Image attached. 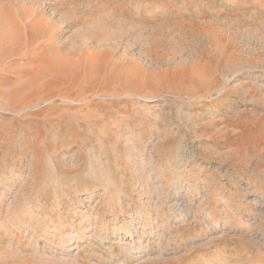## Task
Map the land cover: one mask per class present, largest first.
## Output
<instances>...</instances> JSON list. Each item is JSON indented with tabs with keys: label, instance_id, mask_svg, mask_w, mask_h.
<instances>
[{
	"label": "rangeland",
	"instance_id": "1",
	"mask_svg": "<svg viewBox=\"0 0 264 264\" xmlns=\"http://www.w3.org/2000/svg\"><path fill=\"white\" fill-rule=\"evenodd\" d=\"M0 22V264H264V0Z\"/></svg>",
	"mask_w": 264,
	"mask_h": 264
},
{
	"label": "bare ground",
	"instance_id": "2",
	"mask_svg": "<svg viewBox=\"0 0 264 264\" xmlns=\"http://www.w3.org/2000/svg\"><path fill=\"white\" fill-rule=\"evenodd\" d=\"M31 9V8H30ZM6 18V17H5ZM8 18V17H7ZM3 20V19H2ZM8 20V19H7ZM6 20V21H7ZM13 22V21H12ZM6 23H9L10 24V22L8 21V22H6ZM30 25V24H29ZM4 26V27H3ZM34 26V25H33ZM36 26V25H35ZM9 27V26H8ZM10 28V27H9ZM8 28L7 27H5V23H4V25H3V23L2 22H0V47L1 48H3V49H6V48H9L10 46H11V44L13 45V43H15L13 40L14 39H16L15 37L17 36V34H14L13 32V34L12 33H9L8 31L9 30H7ZM19 29V28H18ZM22 30V29H21ZM18 31H20V30H18ZM24 32V31H23ZM19 34V33H18ZM21 38V37H20ZM16 41V40H15ZM14 47V46H13ZM10 50H11V48H10ZM12 51V50H11ZM16 51V50H15ZM12 52H14V51H12ZM92 52V51H91ZM10 53V52H9ZM12 54V53H11ZM90 54H92L93 56L95 55L94 54V52L93 53H90ZM98 55V54H97ZM7 56V55H6ZM54 56H56V55H54ZM61 56V55H60ZM88 56V55H87ZM52 57H53V55L51 56V59H52ZM58 57V56H57ZM7 58H9V57H7ZM54 58V57H53ZM59 59V57L57 58V59H55L54 58V60L56 61V60H58ZM51 61V60H50ZM54 61H52L51 63L52 64H55V63H53ZM62 62V61H61ZM57 63H58V61H57ZM77 64V62L76 61H74V66ZM88 65V64H87ZM52 66V65H51ZM55 66V65H54ZM70 66V65H69ZM46 69V68H45ZM67 69V68H66ZM44 70V69H43ZM64 70V69H63ZM42 72V71H41ZM86 72H88V70L86 71ZM42 73H44V72H42ZM45 73H47V72H45ZM121 75V74H120ZM123 76H124V74H123ZM46 77V76H45ZM121 77V76H120ZM125 79H126V77H125ZM123 80H124V78H123Z\"/></svg>",
	"mask_w": 264,
	"mask_h": 264
}]
</instances>
